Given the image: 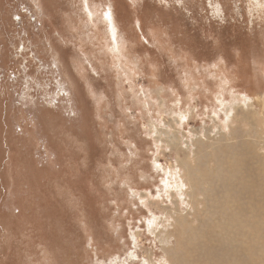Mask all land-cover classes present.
I'll use <instances>...</instances> for the list:
<instances>
[{
    "label": "rangeland",
    "instance_id": "rangeland-1",
    "mask_svg": "<svg viewBox=\"0 0 264 264\" xmlns=\"http://www.w3.org/2000/svg\"><path fill=\"white\" fill-rule=\"evenodd\" d=\"M263 177L264 0H0V264H264Z\"/></svg>",
    "mask_w": 264,
    "mask_h": 264
},
{
    "label": "trees",
    "instance_id": "trees-1",
    "mask_svg": "<svg viewBox=\"0 0 264 264\" xmlns=\"http://www.w3.org/2000/svg\"><path fill=\"white\" fill-rule=\"evenodd\" d=\"M22 143L24 144V146L26 147L27 145L22 141ZM23 145H22V149L23 148H25ZM28 150H29V148H27ZM29 157L31 158V159H35V160H38V159H40L39 157H37V154L35 153V152H31L30 154H29ZM85 209H87L88 210V208L87 207H84ZM55 224H56V222H54ZM68 228H66V230H67ZM46 243V242H45Z\"/></svg>",
    "mask_w": 264,
    "mask_h": 264
},
{
    "label": "bare ground",
    "instance_id": "bare-ground-1",
    "mask_svg": "<svg viewBox=\"0 0 264 264\" xmlns=\"http://www.w3.org/2000/svg\"><path fill=\"white\" fill-rule=\"evenodd\" d=\"M110 15V14H109ZM259 176V175H258ZM261 178V177H260ZM259 180V179H258ZM263 181H264V177H263ZM258 183V182H257ZM261 183H263V182H261ZM249 185V184H248ZM257 185V184H256ZM258 185H260L259 183H258ZM262 185V184H261ZM263 185H264V183H263ZM245 186V185H244ZM250 186V185H249ZM254 187V186H253ZM252 189V188H251ZM250 190V189H249ZM256 190V189H255ZM253 191V190H252ZM258 191V190H257ZM263 193V192H262ZM252 198V197H251ZM263 202V201H262ZM236 204V203H235ZM261 205V204H260ZM258 206H259V204H258Z\"/></svg>",
    "mask_w": 264,
    "mask_h": 264
}]
</instances>
